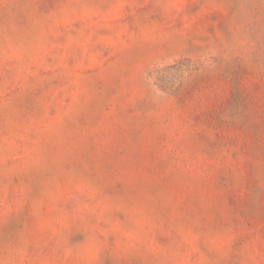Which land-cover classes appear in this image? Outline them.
Here are the masks:
<instances>
[{"label":"rangeland","instance_id":"obj_1","mask_svg":"<svg viewBox=\"0 0 264 264\" xmlns=\"http://www.w3.org/2000/svg\"><path fill=\"white\" fill-rule=\"evenodd\" d=\"M0 264H264V0H0Z\"/></svg>","mask_w":264,"mask_h":264}]
</instances>
